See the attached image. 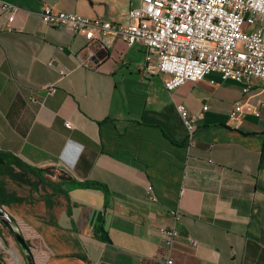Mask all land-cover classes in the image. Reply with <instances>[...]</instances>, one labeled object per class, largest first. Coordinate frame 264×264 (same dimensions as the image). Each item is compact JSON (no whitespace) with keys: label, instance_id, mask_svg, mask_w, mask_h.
I'll list each match as a JSON object with an SVG mask.
<instances>
[{"label":"crops","instance_id":"0c3cea01","mask_svg":"<svg viewBox=\"0 0 264 264\" xmlns=\"http://www.w3.org/2000/svg\"><path fill=\"white\" fill-rule=\"evenodd\" d=\"M0 1L16 8L10 24L0 14V152L64 190L12 213L38 264H163L159 228L175 214L174 264H264L263 79L244 92L211 72L167 91L141 75L143 43L88 45L40 20L47 5L125 24L139 0ZM179 104L207 106L191 135Z\"/></svg>","mask_w":264,"mask_h":264},{"label":"built area","instance_id":"2783aa9c","mask_svg":"<svg viewBox=\"0 0 264 264\" xmlns=\"http://www.w3.org/2000/svg\"><path fill=\"white\" fill-rule=\"evenodd\" d=\"M16 8L0 1V14L13 21ZM125 24L94 20L74 12L55 11L44 6L40 20L46 26L63 27L82 35L87 44L107 48L115 38L126 45L143 43L141 75L163 76V86L172 91L185 82H197L216 72L221 80H233L249 89L252 79L264 80V0H139L129 10ZM63 77L66 68L58 71ZM213 81H211L212 83ZM47 94L55 92L50 84ZM177 111L188 134H192L201 112L189 113L179 104ZM237 104L232 119H238ZM70 127V122L64 123ZM177 214L172 224L161 226L163 264H174L173 245L180 235Z\"/></svg>","mask_w":264,"mask_h":264},{"label":"trees","instance_id":"16d2710c","mask_svg":"<svg viewBox=\"0 0 264 264\" xmlns=\"http://www.w3.org/2000/svg\"><path fill=\"white\" fill-rule=\"evenodd\" d=\"M49 169H41L32 167L30 165L25 164L22 162L18 157L11 153L7 152H0V176L7 177L10 180L21 183L25 185H32L30 188H33V191L38 192L39 188H50V193H44L40 196V198L45 202L46 207L50 208L53 204V201L51 200L53 196L64 194V190L62 189L61 182H55L51 179L46 178L45 174H51ZM32 176L35 181L33 184H31L28 180V176ZM60 181L63 179V176H58ZM1 192H3L2 188L0 189ZM24 198L15 196L13 194H9L6 198H2L0 195V201L1 203H4L6 205L12 204V203H18L21 202ZM11 222L19 229V230H25L28 227L21 223L19 220L12 218L10 216ZM26 244L28 247V250L30 252V255L33 258L34 264H38L43 260V258L40 256L38 251L29 244L27 240Z\"/></svg>","mask_w":264,"mask_h":264},{"label":"rangeland","instance_id":"374dc122","mask_svg":"<svg viewBox=\"0 0 264 264\" xmlns=\"http://www.w3.org/2000/svg\"><path fill=\"white\" fill-rule=\"evenodd\" d=\"M28 180L31 184L34 183L35 179L32 176H28ZM32 186V185H31ZM30 185H25L21 183H16L10 180L7 177L0 176V189L2 188L3 192L0 191V195L2 198H6L9 194H13L15 196H24L25 202L23 201L12 204H4L0 201V207L4 210L6 216H12V213L15 209L25 207V204H34L35 201L38 200V195L43 194L47 188H39V193L33 191V188ZM19 234L23 235L24 231L17 230ZM11 249H14L21 256L23 263L28 264L25 253L20 247L19 243L9 231V229L0 221V264H14L11 258Z\"/></svg>","mask_w":264,"mask_h":264},{"label":"water","instance_id":"95a60500","mask_svg":"<svg viewBox=\"0 0 264 264\" xmlns=\"http://www.w3.org/2000/svg\"><path fill=\"white\" fill-rule=\"evenodd\" d=\"M0 221L9 229V231L12 233V235L15 237V239L19 243L20 247L25 253L28 264H34L33 258L30 255V252L28 250L25 238L23 237V235L18 233L17 230L19 229L11 222L10 217L6 216V214L4 213V210L1 207H0Z\"/></svg>","mask_w":264,"mask_h":264}]
</instances>
